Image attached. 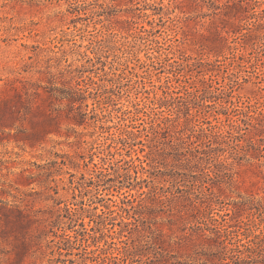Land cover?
Masks as SVG:
<instances>
[{"label":"rangeland","instance_id":"1","mask_svg":"<svg viewBox=\"0 0 264 264\" xmlns=\"http://www.w3.org/2000/svg\"><path fill=\"white\" fill-rule=\"evenodd\" d=\"M0 264H264V0H0Z\"/></svg>","mask_w":264,"mask_h":264}]
</instances>
